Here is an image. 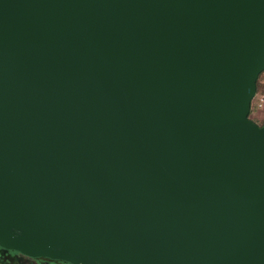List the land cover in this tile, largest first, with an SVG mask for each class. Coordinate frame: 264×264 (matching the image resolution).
I'll list each match as a JSON object with an SVG mask.
<instances>
[{
	"label": "water",
	"instance_id": "1",
	"mask_svg": "<svg viewBox=\"0 0 264 264\" xmlns=\"http://www.w3.org/2000/svg\"><path fill=\"white\" fill-rule=\"evenodd\" d=\"M264 0H0V247L71 264H264Z\"/></svg>",
	"mask_w": 264,
	"mask_h": 264
},
{
	"label": "flooded vegetation",
	"instance_id": "2",
	"mask_svg": "<svg viewBox=\"0 0 264 264\" xmlns=\"http://www.w3.org/2000/svg\"><path fill=\"white\" fill-rule=\"evenodd\" d=\"M0 254V264H71L62 259L41 256L32 257L24 255L18 251L8 250L2 247H0ZM8 255L9 260L6 259Z\"/></svg>",
	"mask_w": 264,
	"mask_h": 264
},
{
	"label": "rangeland",
	"instance_id": "3",
	"mask_svg": "<svg viewBox=\"0 0 264 264\" xmlns=\"http://www.w3.org/2000/svg\"><path fill=\"white\" fill-rule=\"evenodd\" d=\"M249 118L258 125L264 122V71L258 78L256 93L251 101ZM6 259L9 260V255Z\"/></svg>",
	"mask_w": 264,
	"mask_h": 264
},
{
	"label": "trees",
	"instance_id": "4",
	"mask_svg": "<svg viewBox=\"0 0 264 264\" xmlns=\"http://www.w3.org/2000/svg\"><path fill=\"white\" fill-rule=\"evenodd\" d=\"M262 72H263V71H262ZM262 72H260L259 75H258V77H257V80H256V88H257V86H258V78H259V76H260V74H261Z\"/></svg>",
	"mask_w": 264,
	"mask_h": 264
}]
</instances>
